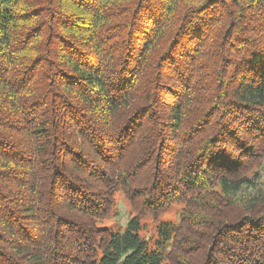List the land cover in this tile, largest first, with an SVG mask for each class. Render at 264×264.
I'll list each match as a JSON object with an SVG mask.
<instances>
[{"label":"trees","instance_id":"obj_1","mask_svg":"<svg viewBox=\"0 0 264 264\" xmlns=\"http://www.w3.org/2000/svg\"><path fill=\"white\" fill-rule=\"evenodd\" d=\"M118 190L155 217L182 204L159 247L138 216L102 222ZM168 245L264 264V0H0V264Z\"/></svg>","mask_w":264,"mask_h":264},{"label":"rangeland","instance_id":"obj_2","mask_svg":"<svg viewBox=\"0 0 264 264\" xmlns=\"http://www.w3.org/2000/svg\"><path fill=\"white\" fill-rule=\"evenodd\" d=\"M181 210L182 204L177 203L158 217L149 213H138L133 209L129 199L124 195V193L121 190H118L115 193V207L112 213L105 217L102 222L107 226L122 229L127 225L130 217L138 216L142 224V228L139 233L141 237L148 242L150 249L154 250L159 247L158 241L159 238L163 236L162 232L167 231L168 229H171L172 226H176V224H178ZM164 222H170V226H163ZM169 248L170 246L168 245L165 251V259L162 264H174V260L176 261L175 257L174 260L168 262L167 254Z\"/></svg>","mask_w":264,"mask_h":264}]
</instances>
